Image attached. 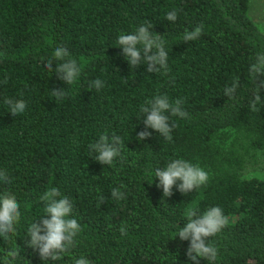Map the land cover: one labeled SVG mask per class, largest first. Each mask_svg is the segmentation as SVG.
Instances as JSON below:
<instances>
[{"label": "trees", "instance_id": "trees-1", "mask_svg": "<svg viewBox=\"0 0 264 264\" xmlns=\"http://www.w3.org/2000/svg\"><path fill=\"white\" fill-rule=\"evenodd\" d=\"M249 5L250 0H0V170L10 177V183L0 181V193L13 195L21 212L16 231L8 240L0 237V264L14 245L29 264H43L26 247L25 234L43 215L39 197L50 187L73 203L72 217L82 231L70 254L47 264H73L81 256L91 264H196L186 256L189 241L176 237L177 226L187 223L189 208L203 212L212 206L228 218L208 238L218 249L214 264H264V88H255L248 77L256 53L264 52V31L250 17ZM173 10L177 19L168 21ZM146 23L165 40L166 75L149 73L147 63L129 67L117 43L121 32L134 33ZM201 24L198 39L183 41L185 30ZM57 46L81 65L72 85L55 73V59L53 70L46 68ZM237 77L241 86L230 99L224 89ZM96 79L104 82L99 90L92 87ZM60 88L67 92L63 100L51 92ZM253 92L261 96L255 109ZM157 94L182 100L187 118L171 117L170 141L150 128L151 136L139 141L147 116L140 108ZM6 98L24 100L25 111L12 115ZM101 134L123 141L111 165L95 160V150L90 156L89 145ZM178 158L203 168L208 180L186 194L177 181L165 198L154 171ZM113 188H120L122 199L112 197ZM22 257L14 264H23Z\"/></svg>", "mask_w": 264, "mask_h": 264}, {"label": "clouds", "instance_id": "clouds-1", "mask_svg": "<svg viewBox=\"0 0 264 264\" xmlns=\"http://www.w3.org/2000/svg\"><path fill=\"white\" fill-rule=\"evenodd\" d=\"M166 19L174 22L177 19V12L175 10L169 12ZM150 29H152V25L146 23L136 28L134 33L121 32L118 35L117 43L123 49V56L129 67L136 68L141 63H147L149 73L163 71L166 75L169 68L165 40L162 35L154 34ZM202 30L203 24L191 31L185 30L182 37L183 41L198 39ZM141 52L144 53L143 57ZM52 59L59 62L55 68V73L60 80L68 86L74 84L81 75V65L77 59L73 58L68 49L62 46H57L52 57L47 60L46 68L50 71L53 70ZM258 76H264V52L256 53L254 62L248 69L249 80L252 81L255 88L262 89L264 88V80L257 84ZM240 86L239 77H237L230 86L225 87L224 95L230 99H235L236 90ZM92 87L99 90L104 87V82L96 79L92 82ZM51 92L58 100H63L67 95L64 88L52 89ZM253 94L250 107L255 109L256 104L261 100V96L258 92H253ZM4 103L9 106V112L14 116L23 113L27 107L26 102L22 99L6 98ZM182 103L180 99L171 101L166 94H157L147 100L140 108L141 114L147 113L146 119L143 120L145 130L137 133V140L143 141L146 137H150L151 133L147 131L149 128L158 132L165 139L172 140L171 132L175 124L171 122V117L187 118ZM122 143V138L118 135L109 137L107 134H101L98 140L89 145L90 156L93 155L92 150H95V160L103 165H111L114 158L120 156ZM154 175L155 180L158 179L159 181L157 187H162L165 198L172 196L173 186L177 185V181H180L179 192L186 194L205 185L208 180V173L203 168L180 158L170 161L164 168L155 169ZM0 181L5 184L10 183V177L5 170H0ZM111 195L117 200L123 198L120 188H113ZM39 200L43 203V215L28 225L25 234L28 237L26 247L37 251L43 264H47L49 259L56 262L70 254L72 249L76 247V237L82 229L77 219L72 217L73 203L67 196L62 195L58 188H48L39 197ZM185 217L187 223L183 227L177 226L176 237L178 236L181 241H189L186 256L196 264L200 259L208 261V264H214L218 257V249L209 243L208 238L215 236L228 223V218L224 215L223 209L219 206H212L200 212L197 208H189ZM20 218V205L16 198L7 192L0 193V237L8 240L10 234L16 231V225ZM37 220L40 222L37 223ZM120 231L122 234H126L125 227L122 226ZM20 252V247L14 245L4 254L3 264H14V261L22 257ZM22 258L23 264H29L24 257ZM72 260L73 264H91V261L83 256L73 257Z\"/></svg>", "mask_w": 264, "mask_h": 264}, {"label": "rangeland", "instance_id": "rangeland-1", "mask_svg": "<svg viewBox=\"0 0 264 264\" xmlns=\"http://www.w3.org/2000/svg\"><path fill=\"white\" fill-rule=\"evenodd\" d=\"M248 12L256 25L264 31V0H250Z\"/></svg>", "mask_w": 264, "mask_h": 264}]
</instances>
